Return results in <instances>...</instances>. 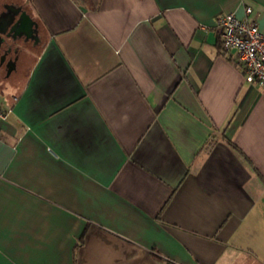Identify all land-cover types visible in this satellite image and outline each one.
Returning a JSON list of instances; mask_svg holds the SVG:
<instances>
[{
    "label": "crops",
    "instance_id": "obj_1",
    "mask_svg": "<svg viewBox=\"0 0 264 264\" xmlns=\"http://www.w3.org/2000/svg\"><path fill=\"white\" fill-rule=\"evenodd\" d=\"M264 0H0V264H264V88L218 15Z\"/></svg>",
    "mask_w": 264,
    "mask_h": 264
},
{
    "label": "built area",
    "instance_id": "obj_2",
    "mask_svg": "<svg viewBox=\"0 0 264 264\" xmlns=\"http://www.w3.org/2000/svg\"><path fill=\"white\" fill-rule=\"evenodd\" d=\"M246 16L237 18L233 13L218 15L215 28L220 37L223 52L236 54L235 65L243 70L247 82L264 88V30ZM6 111L0 107V119H5Z\"/></svg>",
    "mask_w": 264,
    "mask_h": 264
},
{
    "label": "trees",
    "instance_id": "obj_3",
    "mask_svg": "<svg viewBox=\"0 0 264 264\" xmlns=\"http://www.w3.org/2000/svg\"><path fill=\"white\" fill-rule=\"evenodd\" d=\"M75 1L91 10H96L100 4V0H75Z\"/></svg>",
    "mask_w": 264,
    "mask_h": 264
}]
</instances>
